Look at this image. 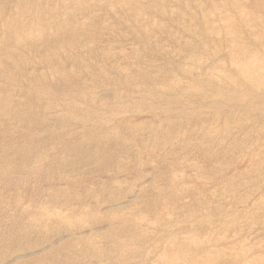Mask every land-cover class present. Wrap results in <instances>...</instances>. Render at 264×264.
Returning <instances> with one entry per match:
<instances>
[{"label":"rangeland","instance_id":"obj_1","mask_svg":"<svg viewBox=\"0 0 264 264\" xmlns=\"http://www.w3.org/2000/svg\"><path fill=\"white\" fill-rule=\"evenodd\" d=\"M0 264H264V0H0Z\"/></svg>","mask_w":264,"mask_h":264}]
</instances>
